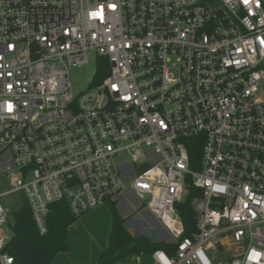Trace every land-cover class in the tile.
<instances>
[{
	"label": "built area",
	"instance_id": "built-area-1",
	"mask_svg": "<svg viewBox=\"0 0 264 264\" xmlns=\"http://www.w3.org/2000/svg\"><path fill=\"white\" fill-rule=\"evenodd\" d=\"M0 175L39 234L129 193L176 244L153 264H264V0H0Z\"/></svg>",
	"mask_w": 264,
	"mask_h": 264
},
{
	"label": "trees",
	"instance_id": "trees-1",
	"mask_svg": "<svg viewBox=\"0 0 264 264\" xmlns=\"http://www.w3.org/2000/svg\"><path fill=\"white\" fill-rule=\"evenodd\" d=\"M102 61L103 65L98 66L97 69V82L102 81L109 72L106 60ZM199 156L200 152L190 155L193 168H196L193 159ZM193 195L194 188L188 187L186 199L176 206L184 225V238L192 237L195 231V214L190 205ZM22 203V206L12 213V221H8L7 226L12 230V237L3 252L12 257L11 264H51L58 253L69 251L67 233L79 216H72L64 202L54 203L50 206L46 217L47 231L39 234L27 203L23 200ZM118 210L117 203L110 204L109 244L99 256L96 264H116L130 256L151 255L156 250H161L168 256L174 255L177 249L174 243L170 244L165 241L151 243L147 236L135 237L127 232L125 229L127 218L121 216Z\"/></svg>",
	"mask_w": 264,
	"mask_h": 264
},
{
	"label": "rangeland",
	"instance_id": "rangeland-1",
	"mask_svg": "<svg viewBox=\"0 0 264 264\" xmlns=\"http://www.w3.org/2000/svg\"><path fill=\"white\" fill-rule=\"evenodd\" d=\"M93 58L94 56L92 55L90 64L85 65V67L71 69L70 83L74 95H78L86 91V89L89 87L88 85L94 78L96 70L94 67ZM147 202L148 199L145 198L144 200H141V203H139L138 200L136 205H130L132 207V211L127 216L125 215V212L122 211L124 210L123 206H119L118 204V211L120 215H125L124 217L127 218L125 229L135 237H139L140 234L147 236L151 243L166 241V231L160 225L159 221L147 211ZM22 204L21 194L14 192L10 186L9 179H5L2 175H0V205L4 209L8 221H12V213L18 210ZM109 206L110 204L106 203L105 205L91 209L89 212L79 216V218L76 220V224H74V229H70L75 231L78 227H80L82 231H84L85 236L81 235L79 237L81 244H77L78 247H82L83 244H85L89 249L93 243L97 249L99 248L97 241L99 238L97 234L98 230H100L105 222H108V218L110 217ZM101 210H104L103 213L100 212ZM70 230L68 232H70ZM0 237L4 239L11 238V228L9 226L1 228ZM106 248L107 246L104 249ZM134 263L135 259H131V257L124 259V261L121 262V264ZM141 264H153L151 255H142Z\"/></svg>",
	"mask_w": 264,
	"mask_h": 264
},
{
	"label": "crops",
	"instance_id": "crops-1",
	"mask_svg": "<svg viewBox=\"0 0 264 264\" xmlns=\"http://www.w3.org/2000/svg\"><path fill=\"white\" fill-rule=\"evenodd\" d=\"M121 201H122L121 206H123L124 208V210L122 211L125 212V215L127 216L132 211V207L129 205L128 202H130L131 205L134 204L136 205V203H134L135 200L132 198V196L129 193H127L125 194V196H122ZM103 211L104 210H101L100 212L103 213ZM74 224H76V222H74ZM74 224L70 229L72 230L74 229ZM110 226H111V216L108 218V222H105V224L100 228V230H98V234H97L99 238V240H97L99 244L98 249L93 245V243L89 249L85 244H83L82 247H78L77 244H81V240H79V237L81 235L85 236L84 231H82L80 227H78L75 231L69 229L70 232L67 233L68 234L67 244L69 247L68 249L69 251L58 253V255L53 259L51 264H96L101 253L106 250L104 248L109 244ZM130 257L131 259H135L134 264H141L142 255H140L139 257H135V256H130ZM123 261H120L116 264H121V262Z\"/></svg>",
	"mask_w": 264,
	"mask_h": 264
},
{
	"label": "snow or ice",
	"instance_id": "snow-or-ice-1",
	"mask_svg": "<svg viewBox=\"0 0 264 264\" xmlns=\"http://www.w3.org/2000/svg\"><path fill=\"white\" fill-rule=\"evenodd\" d=\"M110 7L114 8L115 6L114 5H110Z\"/></svg>",
	"mask_w": 264,
	"mask_h": 264
},
{
	"label": "water",
	"instance_id": "water-1",
	"mask_svg": "<svg viewBox=\"0 0 264 264\" xmlns=\"http://www.w3.org/2000/svg\"><path fill=\"white\" fill-rule=\"evenodd\" d=\"M140 235H142V234H140ZM140 235H139V236H140Z\"/></svg>",
	"mask_w": 264,
	"mask_h": 264
}]
</instances>
